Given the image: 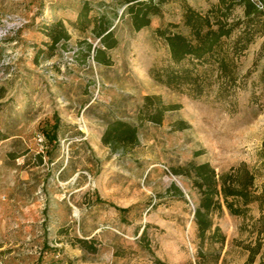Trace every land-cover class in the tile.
I'll return each instance as SVG.
<instances>
[{
	"label": "rangeland",
	"instance_id": "374dc122",
	"mask_svg": "<svg viewBox=\"0 0 264 264\" xmlns=\"http://www.w3.org/2000/svg\"><path fill=\"white\" fill-rule=\"evenodd\" d=\"M153 1L158 13L136 29L126 0H0V264H259L264 256L257 202L246 215L223 203L211 213L220 233L199 236L193 167L208 163L219 177L261 166L264 35L234 56L231 78L188 58L199 85L169 86L158 78L174 64L156 29L188 34L185 12L205 15L220 0ZM238 1L227 2L231 23L243 16ZM104 22L111 48L94 29ZM116 120L137 127L134 143L104 142Z\"/></svg>",
	"mask_w": 264,
	"mask_h": 264
},
{
	"label": "trees",
	"instance_id": "16d2710c",
	"mask_svg": "<svg viewBox=\"0 0 264 264\" xmlns=\"http://www.w3.org/2000/svg\"><path fill=\"white\" fill-rule=\"evenodd\" d=\"M126 1L129 4L127 13L131 15L132 23L136 29L148 26L150 16L159 11L157 3L153 0L149 2ZM161 1L163 0H159V2ZM228 1L230 0H220L205 15L189 8L184 15V24L189 28L188 34L172 31L170 28L159 27L156 29V33L168 45L174 64V66L164 70L163 78H158L160 81L169 86L191 84L197 87L199 85L198 74H194L192 67L196 59L204 60L211 70V67L215 66L221 77H232L234 74V56L247 50L256 35H264V0L261 4L255 0H239L238 2L243 8V16L235 23L228 21ZM131 2L134 3L130 4ZM173 26L178 27V25ZM235 27L238 28V33L231 39ZM110 28L111 22L98 24L94 28L102 43L108 48L115 45L112 38L113 30ZM51 35L54 42L59 41L61 36L54 33ZM64 36L66 35L64 34ZM228 40L231 42L226 43ZM97 52L98 61L105 62L102 50L99 49ZM188 58H191L192 64ZM151 99L150 96L146 97L147 101ZM159 109L152 116V119L157 122L162 120L163 115L162 108ZM136 138L137 127L123 120H116L109 124L103 136V140L107 144H112L114 141L134 143ZM261 156L260 167L242 163L219 177L208 163L193 166L197 177L196 184L202 192V198L195 213L199 236L202 239L207 237L209 231L213 230L212 236L220 233L219 227L214 228L211 213L216 209L222 210L223 203L232 214L236 215H246L248 206L255 202L259 203L260 209L264 211V143ZM259 178L262 181L258 184ZM223 240L224 236L216 239V241ZM80 241L84 244L87 243L82 239ZM260 245L258 244V247L252 250L253 256L259 252ZM154 264L169 263L156 259ZM259 264H264V256H262Z\"/></svg>",
	"mask_w": 264,
	"mask_h": 264
},
{
	"label": "built area",
	"instance_id": "2783aa9c",
	"mask_svg": "<svg viewBox=\"0 0 264 264\" xmlns=\"http://www.w3.org/2000/svg\"><path fill=\"white\" fill-rule=\"evenodd\" d=\"M43 139H44L43 136L40 135V136H39V140H40V141H43Z\"/></svg>",
	"mask_w": 264,
	"mask_h": 264
}]
</instances>
